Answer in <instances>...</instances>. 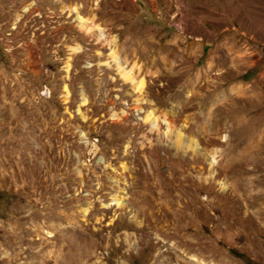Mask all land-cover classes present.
<instances>
[{"label": "rangeland", "instance_id": "obj_1", "mask_svg": "<svg viewBox=\"0 0 264 264\" xmlns=\"http://www.w3.org/2000/svg\"><path fill=\"white\" fill-rule=\"evenodd\" d=\"M0 264H264V0H0Z\"/></svg>", "mask_w": 264, "mask_h": 264}, {"label": "bare ground", "instance_id": "obj_2", "mask_svg": "<svg viewBox=\"0 0 264 264\" xmlns=\"http://www.w3.org/2000/svg\"><path fill=\"white\" fill-rule=\"evenodd\" d=\"M79 18H80V17H79ZM79 20H81V18H80Z\"/></svg>", "mask_w": 264, "mask_h": 264}]
</instances>
